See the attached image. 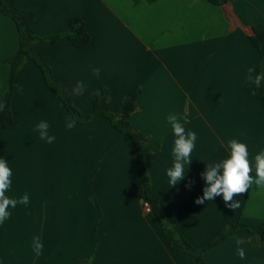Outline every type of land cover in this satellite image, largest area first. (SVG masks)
Segmentation results:
<instances>
[{"label":"crops","instance_id":"obj_1","mask_svg":"<svg viewBox=\"0 0 264 264\" xmlns=\"http://www.w3.org/2000/svg\"><path fill=\"white\" fill-rule=\"evenodd\" d=\"M34 14L39 37L69 30L79 18L90 37L77 48L68 40L39 44L53 80L73 94L74 106L93 112L92 94L111 93L110 112L136 92L129 123L144 149L149 194L176 217V228L194 248L212 244L229 223L264 226V188L196 204L206 186L201 173L229 155L228 142L246 143L255 176V156L264 152V106L256 85L259 53L250 38L264 29V0H8ZM19 47L14 21L0 11V108L9 90L11 59ZM100 69L96 76L93 69ZM83 81V89L77 82ZM13 126L0 128V158L12 170L10 208L0 224V264H193L168 245L153 214L145 213L142 182L132 140L105 118L77 122L50 89L41 69L25 63L11 86ZM176 114L197 135L185 178L169 186L175 136L167 117ZM188 123H184V118ZM75 127L66 128L69 119ZM49 124L52 143L36 126ZM188 168V169H187ZM43 243L33 251V238ZM237 241L241 243L238 245ZM237 247H243L241 259ZM205 264H264V240L246 230L208 249Z\"/></svg>","mask_w":264,"mask_h":264},{"label":"trees","instance_id":"obj_2","mask_svg":"<svg viewBox=\"0 0 264 264\" xmlns=\"http://www.w3.org/2000/svg\"><path fill=\"white\" fill-rule=\"evenodd\" d=\"M215 5H222L225 0H209ZM0 11L3 15L11 18L16 24L19 47L14 56L7 61L10 67L9 73V90L5 96L2 111H0V128H11L13 126L12 115L10 111L11 86L15 75L21 67L27 62L35 63L42 71L45 81L50 89L60 98L66 106L69 114L77 122L86 123L98 118L107 119L110 124L120 132V134L130 138L136 150V165L142 182V198L149 202L151 213L157 221L165 239L170 248L174 251L186 254L193 264H205L204 253L229 236L236 235L240 231L246 230L252 234H257L260 241L264 240V226L254 229L241 223H229L220 233L219 237L207 247L196 249L192 247L178 232L176 228V217L163 211L158 205L157 200L152 199L149 194L148 174L144 163V149L141 146L140 139L134 132L129 123V118L136 108V92H132L122 103L120 112L112 114L109 109L108 102L111 93L106 88H99L93 94V112L90 115L81 113L73 103V94H70L64 87L53 80L50 68L41 60L39 44L42 42L56 43L59 40H68L77 48H84L90 42V37L84 28V24L79 18H72L69 23V30L48 37L37 36L31 28V22L34 14L29 11L10 8L8 0H0ZM253 46L259 53V63L257 73H264V29L258 28L254 30V35L250 38ZM255 94L264 106V81L260 86L255 88Z\"/></svg>","mask_w":264,"mask_h":264},{"label":"clouds","instance_id":"obj_3","mask_svg":"<svg viewBox=\"0 0 264 264\" xmlns=\"http://www.w3.org/2000/svg\"><path fill=\"white\" fill-rule=\"evenodd\" d=\"M96 76H99L100 69H93ZM255 68H249L246 80L254 83L257 87L264 81V73L255 74ZM77 87L83 89L85 87L83 81L77 82ZM2 111V108H0ZM175 136L172 154L174 157L173 165L167 170L169 178V186H175L185 178V165H189L192 159L191 153L196 147L197 135L194 131H186L180 118L176 114H170L167 117ZM184 118V123H188ZM75 127V120L69 119L66 123L67 129ZM49 124L46 121H40L36 130L39 132L40 139L52 143L54 136L48 134ZM229 155L219 162L207 165L206 171L201 173L202 178L206 182L203 189V195L195 200L196 204H204L205 200H213L217 196H222L226 207L233 211L240 207V203L235 200V196L245 194L253 185L258 188H264V152L255 156V176L250 175L253 168L250 167L252 161L246 143H242L237 139H232L227 145ZM188 169V168H187ZM12 170L8 166V162L0 158V224L6 220L9 215V209L15 208L16 205L29 203V197L25 194L19 200L10 198L6 193L11 187ZM241 242L237 241L239 245ZM43 243L39 236L33 238V251L39 256L42 254ZM237 254L241 259L246 257L243 247H237Z\"/></svg>","mask_w":264,"mask_h":264},{"label":"built area","instance_id":"obj_4","mask_svg":"<svg viewBox=\"0 0 264 264\" xmlns=\"http://www.w3.org/2000/svg\"><path fill=\"white\" fill-rule=\"evenodd\" d=\"M142 206H143L145 213L151 212V206H150L149 202L143 201Z\"/></svg>","mask_w":264,"mask_h":264}]
</instances>
